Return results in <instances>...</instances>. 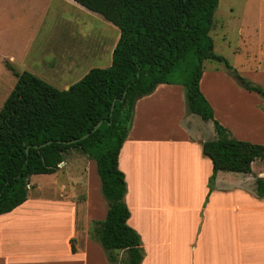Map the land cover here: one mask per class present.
<instances>
[{
  "label": "crops",
  "instance_id": "0c3cea01",
  "mask_svg": "<svg viewBox=\"0 0 264 264\" xmlns=\"http://www.w3.org/2000/svg\"><path fill=\"white\" fill-rule=\"evenodd\" d=\"M59 1L80 15V20L89 17L107 27V37L96 34L95 45L58 57L44 70L39 64L26 68L46 83L50 78L46 71L62 68L63 74L73 75V81L58 89L66 90L90 69H104L94 66L100 65L104 49L111 63L119 30L73 0ZM111 27L114 38L110 47ZM9 60L14 58L9 56ZM84 62L89 66L84 67ZM219 78L229 76L215 69L202 72L199 82L214 119L236 139L263 145L264 103L254 98L256 93L236 89L230 82L245 101L247 117L260 118L262 124V128L249 129L241 121L240 126L233 112L219 113L218 99L204 88V81L208 89L216 88L222 84ZM190 120L181 85L159 84L134 104L117 162L125 180L127 224L140 239V264H264V198L255 192L256 177L264 181V160L255 159L248 174L217 171L209 189L212 165L201 152L206 140L189 128ZM66 155L56 170L64 178L56 175L55 187H44L49 191L33 187L30 176L26 201L0 215V264H111L91 236L93 224L104 220L108 208L91 173L95 163L85 159L77 174L73 172L75 163L69 167L71 159ZM123 252H114L112 264H118L117 254Z\"/></svg>",
  "mask_w": 264,
  "mask_h": 264
},
{
  "label": "trees",
  "instance_id": "16d2710c",
  "mask_svg": "<svg viewBox=\"0 0 264 264\" xmlns=\"http://www.w3.org/2000/svg\"><path fill=\"white\" fill-rule=\"evenodd\" d=\"M73 1L118 28L110 66L90 69L66 90L28 72L15 73L16 82L0 108V215L26 201L30 176L55 173L66 152L76 149L95 161L108 206L104 220L93 224L92 238L111 264L117 251H124L126 264H140V239L127 224L125 180L117 162L135 102L159 84L183 86L189 114L212 124V139L201 143V152L212 165L211 189L217 171L251 173V163L264 160V145L236 139L214 119L199 88L202 63L224 62L241 88L262 99L264 87L250 85L213 53L209 31L218 0ZM191 53L196 62L186 65L183 82H173L171 75ZM98 122V129L91 132ZM38 145L43 146L34 147ZM255 192L264 198L261 178L256 177Z\"/></svg>",
  "mask_w": 264,
  "mask_h": 264
},
{
  "label": "rangeland",
  "instance_id": "374dc122",
  "mask_svg": "<svg viewBox=\"0 0 264 264\" xmlns=\"http://www.w3.org/2000/svg\"><path fill=\"white\" fill-rule=\"evenodd\" d=\"M80 18V15L59 0H0V108L16 82L15 73L18 74L26 68L32 69L33 64L41 65V69L44 70L48 63L58 57L62 58L64 55L67 57L73 50L83 51L85 46L95 45L96 34L99 38L107 37L106 25L102 26L96 20L88 19L89 17L82 20ZM112 29L111 27L110 47L114 38ZM209 37L212 40L213 53L221 56L237 75L250 85L264 87V0H218ZM9 56L14 58L13 62L9 60ZM100 58V65H94L95 67L105 68L110 64L105 49ZM193 62H196V58L191 53L186 64H180L170 79L173 82H183L187 74L186 65ZM85 66H89V63L84 62ZM215 69L229 76L219 78L222 84L216 88L211 86L208 89L204 81L207 92L210 91L214 100L218 99L215 104L219 113L233 112L234 119L240 126L243 125L241 122L243 121L249 129L255 126L262 128L260 118L251 116L248 118L247 113L243 111L247 109L245 101L236 94L232 84L236 89L242 88L229 74L225 63L212 61L202 63L203 72L213 73ZM46 73L50 77L48 84L56 89H60L66 81H73V75L63 74L62 68L57 67L54 71ZM254 98L260 104L264 103V99L259 95ZM260 104L255 106L263 109ZM189 115L191 118L189 128L196 130L204 140L211 139L213 135L211 123L202 121L197 115ZM225 128L233 137L235 136L229 128ZM241 133L244 134L245 131L242 130ZM66 154L68 159H71L68 162L69 167L75 163L76 168L73 172L77 174L82 172L85 159L95 163L93 159L76 149H70ZM91 170V173L95 174L97 187H100L95 164ZM61 173L60 171L52 175H33L30 177V183L33 187L49 191L44 187H55L53 184L57 181L56 175L64 178ZM125 256L124 253L117 254L118 264H126Z\"/></svg>",
  "mask_w": 264,
  "mask_h": 264
},
{
  "label": "water",
  "instance_id": "95a60500",
  "mask_svg": "<svg viewBox=\"0 0 264 264\" xmlns=\"http://www.w3.org/2000/svg\"><path fill=\"white\" fill-rule=\"evenodd\" d=\"M124 94L125 93H123V96H124ZM119 101H122V99H120ZM113 108H114V101H113V103L111 104V107H110V116L112 115V111H113ZM100 124H101V122H98L94 127H93V129L91 130V132H94L95 130H97L98 129V127L100 126ZM88 136V134H86L85 136H83L82 137V139H84L85 137H87ZM72 142H74V141H71V142H63L64 144H70V143H72ZM46 144H48V143H46ZM41 146H43V145H38V146H34L35 148H39V147H41ZM28 151V149H26V152Z\"/></svg>",
  "mask_w": 264,
  "mask_h": 264
}]
</instances>
